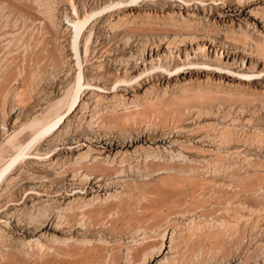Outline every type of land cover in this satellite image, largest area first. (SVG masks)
<instances>
[{
  "label": "rangeland",
  "instance_id": "obj_1",
  "mask_svg": "<svg viewBox=\"0 0 264 264\" xmlns=\"http://www.w3.org/2000/svg\"><path fill=\"white\" fill-rule=\"evenodd\" d=\"M0 171V264H264V0H0Z\"/></svg>",
  "mask_w": 264,
  "mask_h": 264
},
{
  "label": "bare ground",
  "instance_id": "obj_2",
  "mask_svg": "<svg viewBox=\"0 0 264 264\" xmlns=\"http://www.w3.org/2000/svg\"><path fill=\"white\" fill-rule=\"evenodd\" d=\"M173 1H176L177 3L181 4L182 7L188 5L189 1L190 0H173ZM102 13V12H101ZM98 14V13H97ZM94 16V15H93ZM97 16V15H96ZM91 17V16H89ZM76 19V18H75ZM86 21V20H84ZM83 23V20H81L80 18L77 17V19L72 22L70 24V27L72 29V40H71V43H72V49L73 51L75 52V56L78 58V60L80 59V43H81V40L83 38V35H84V32H85V28L82 26ZM87 25V24H86ZM83 69V68H82ZM80 68V72L78 74V78L81 77L83 78V70ZM80 78V79H81ZM85 81V79H84ZM22 153V152H21ZM20 153V154H21ZM27 153V152H26ZM24 154V153H23ZM22 155V154H21ZM19 156V157H22V156ZM19 159V158H18ZM15 161V160H14ZM13 161V163H14ZM12 163V161H11ZM11 166V165H10ZM9 167V166H8ZM5 168V167H4ZM7 168H5L4 170H1L2 172L6 171ZM0 171V172H1Z\"/></svg>",
  "mask_w": 264,
  "mask_h": 264
}]
</instances>
